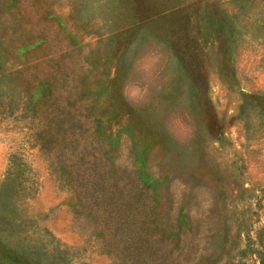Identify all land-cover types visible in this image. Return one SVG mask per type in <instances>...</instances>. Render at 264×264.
Returning a JSON list of instances; mask_svg holds the SVG:
<instances>
[{"label": "rangeland", "instance_id": "obj_1", "mask_svg": "<svg viewBox=\"0 0 264 264\" xmlns=\"http://www.w3.org/2000/svg\"><path fill=\"white\" fill-rule=\"evenodd\" d=\"M0 49V211L42 264H264V0H0ZM31 78L85 135L44 151ZM91 92L162 147H135L125 116L98 135Z\"/></svg>", "mask_w": 264, "mask_h": 264}, {"label": "trees", "instance_id": "obj_2", "mask_svg": "<svg viewBox=\"0 0 264 264\" xmlns=\"http://www.w3.org/2000/svg\"><path fill=\"white\" fill-rule=\"evenodd\" d=\"M172 13H169L171 12ZM182 11L180 7H168L159 10L156 13H152L149 17L154 16H173L175 14H179ZM147 17H143L139 20L145 19ZM163 18V17H160ZM210 19V18H209ZM207 20L206 22H209V25L212 28L213 34L216 36V42L219 44V41H221V34H218L221 32L222 29V23L219 21L216 23L215 26H213L212 22L210 20ZM186 20V19H185ZM132 23V22H131ZM130 24H126L124 26H128ZM123 27V26H122ZM173 28L172 33L175 35L174 42L178 45L179 48L183 47V43L185 40L188 41L187 37V30L185 28V24H179ZM186 35V38L184 37ZM25 41V40H24ZM36 39H33L31 41L27 42H21L18 46L14 47V51L16 52V55L24 60L25 53L32 49L33 42L35 43ZM8 48V46L6 47ZM5 49H0V52L4 53ZM7 53V52H6ZM176 56V55H175ZM179 57V56H178ZM180 57H183L182 55ZM23 89L22 91L25 93V95L28 98V106L30 111V117L33 119H37V129L34 131V135L39 137L41 142V147L44 149V151H47V145L51 141L52 137L55 135V129L63 130V132H70V136L77 137V135H85L83 132V129L85 128L84 123L81 114L78 112V108L76 107L74 101L70 103V109L66 116L63 115L62 111H59L56 109V106L54 104L56 103V99L53 98L54 92H52L51 84L47 80H34L26 79L24 83H22ZM104 88V87H103ZM92 93V92H91ZM89 93V94H91ZM89 94L81 95L78 99H86V97L92 98ZM94 96L93 101L91 100V103L89 106H87L86 109V116L87 119H90L96 124V128L98 130V135L103 134L105 135V131L101 132L100 130L104 127H109L104 125L103 121H109V120H115L116 125L118 124V121L122 120L125 116V124L123 129H125L130 135L133 136V138H137L133 145L137 147L140 150H146L150 147V145H154L156 142L161 145L162 147V141L161 140H148L145 138V134L141 132V130L137 129V123L134 121L135 116L139 117L140 112L137 113L138 110L133 109H127L123 110V108L120 105H117L115 102H108L109 97L106 98L107 104L104 103L105 93L104 92H98V96H95L94 93H92ZM104 96V98H103ZM112 98V96L110 97ZM78 101V100H76ZM46 103V113L43 114L42 111H40V107L43 106ZM98 105V106H97ZM101 105V106H100ZM123 106V104H122ZM125 107V106H124ZM136 117V118H137ZM140 119V118H139ZM137 119V120H139ZM121 127V126H119ZM140 139L143 141V145L139 144ZM70 171V170H69ZM68 170L66 173L70 174ZM141 171H139V174ZM146 173H143L142 176H144L143 183L147 185L148 187L152 188V182L148 181ZM158 194H156V199ZM185 214L180 213V216H184ZM3 215L1 216L0 211V264H42L41 261L33 254L31 249L29 252L26 249V246L23 247V237L19 238V234L16 233L14 230H8L3 223H6L3 221ZM160 224L162 222L158 220ZM189 226V225H188ZM16 239V240H14ZM259 246L264 247V235H260L258 237Z\"/></svg>", "mask_w": 264, "mask_h": 264}]
</instances>
